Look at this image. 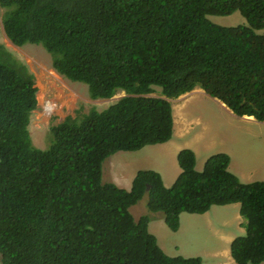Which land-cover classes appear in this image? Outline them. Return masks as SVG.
Masks as SVG:
<instances>
[{
  "label": "trees",
  "instance_id": "16d2710c",
  "mask_svg": "<svg viewBox=\"0 0 264 264\" xmlns=\"http://www.w3.org/2000/svg\"><path fill=\"white\" fill-rule=\"evenodd\" d=\"M0 8L13 45H41L53 70L86 85L91 99L125 94L52 126L40 150L28 132L34 76L10 56L0 62L1 264H202L164 254L149 215L134 220L130 208L145 195L148 212L162 213L172 232L181 213L239 204L245 234L231 243V258L264 262V181L241 183L226 154L198 172L194 152L181 150L170 188L152 170L138 171L129 190L102 182L108 157L170 141L169 100L196 88L235 116L264 122V0H0ZM234 12L247 25L207 18Z\"/></svg>",
  "mask_w": 264,
  "mask_h": 264
},
{
  "label": "rangeland",
  "instance_id": "374dc122",
  "mask_svg": "<svg viewBox=\"0 0 264 264\" xmlns=\"http://www.w3.org/2000/svg\"><path fill=\"white\" fill-rule=\"evenodd\" d=\"M3 15L4 9L0 8V46L2 48L0 62H8V56H10L11 59L24 64L34 76L37 88V108L31 113L28 125L34 147L45 150L51 144L52 126L64 122L67 118L79 119L91 110L102 111L124 96L123 92H118L110 99H91L86 85L70 82L53 70L51 55L41 45L14 46L5 36L2 27ZM207 18L223 27L247 25L246 19L239 12ZM40 90L44 91L45 100L53 105V111H50L52 113L49 115L46 114L43 104L38 99ZM159 91L160 88H154L155 93L152 96L159 95ZM171 106L172 112L179 108L180 119L187 121L190 127L184 132V137L177 139L172 134V139L167 144L146 146L136 152H118L108 157L102 165V182L113 183L119 188L129 190L138 171L152 170L159 173L164 186L170 188L175 182L174 176L178 177L180 172L177 158L174 157L177 151L191 150L192 147L202 159L200 154L205 150L208 154L226 150L227 147L220 139L221 135L234 136L239 132L237 129L245 128L249 124L230 116L215 100L205 95H191L185 100L174 99L171 100ZM255 129L258 131V128ZM260 137H263L260 142V154L264 155V128ZM198 168L200 170L198 172L203 171L199 166ZM146 203L145 195L130 208L135 221L143 215L151 214L146 208ZM238 211L239 205L232 204L213 206L204 214L181 213L179 228L176 232L169 230L165 224V231L157 232L159 243L163 248L161 250L169 257H199L202 264H214L213 252L218 248H224L218 246L225 237L237 238L245 234L244 223L238 221V218L237 222L235 220V215L243 219ZM156 214L162 216V213ZM227 248L229 251L230 247ZM230 260V264H235L232 258Z\"/></svg>",
  "mask_w": 264,
  "mask_h": 264
},
{
  "label": "crops",
  "instance_id": "0c3cea01",
  "mask_svg": "<svg viewBox=\"0 0 264 264\" xmlns=\"http://www.w3.org/2000/svg\"><path fill=\"white\" fill-rule=\"evenodd\" d=\"M191 95L208 96L203 90L196 88L193 91L178 97L177 99L183 98V100H185ZM213 100H215L224 110H226L230 114V116L249 123L248 125L245 126V128L237 129L239 132L236 133V135L234 136L221 135L220 139L224 142L227 148L226 150H221L220 152H217L215 154L223 153L229 157L228 170L232 174H234L241 183L249 184L253 182L264 181V155L260 154V148H261L260 142L261 139L263 138V137L261 138L260 135L262 133V128H264V122H258L254 120L252 117H237L229 109H227L221 102H219L216 99ZM172 116H173V136H176L177 139H181L184 137V132L187 131L188 128L190 127L187 125V121L180 119L179 108L173 110ZM255 128H258V131H256ZM190 149L195 154L196 171H200L198 166L200 167V169H203L206 161L211 156L215 155V154H208L207 150H205L204 152L200 151L202 152L200 154V156H202L201 159L194 148L191 147ZM179 151H177L174 154L175 158H177V154ZM176 178L177 175L174 176L173 181H175ZM149 216H150V221L148 223V231L156 238L157 244L160 247V249H163L159 243V238L157 236L158 231H162V230L165 231L164 229L165 223H164L163 215L159 216L157 214L151 213ZM235 217H236L235 218L236 222L238 218L239 219L238 221H240L241 223H245L244 219H241L237 215H235ZM234 239H235L234 237H230V236L225 237V240L222 241V243L218 246L224 248H218L213 252L214 264H225V263L230 264L231 261L230 260L231 256L229 254L230 250L228 251L227 247H230L229 245H231Z\"/></svg>",
  "mask_w": 264,
  "mask_h": 264
},
{
  "label": "bare ground",
  "instance_id": "6f19581e",
  "mask_svg": "<svg viewBox=\"0 0 264 264\" xmlns=\"http://www.w3.org/2000/svg\"><path fill=\"white\" fill-rule=\"evenodd\" d=\"M38 84V83H37ZM40 88V87H39ZM39 95H38V99L40 100V102L43 104V108H44V110H45V112H46V114L47 115H49V114H51L50 113V111H53V109H52V107H53V105L51 104V102L50 101H46L45 100V97H44V91L43 90H40L39 91ZM115 97V96H114ZM37 98V97H36ZM222 105V104H221Z\"/></svg>",
  "mask_w": 264,
  "mask_h": 264
},
{
  "label": "clouds",
  "instance_id": "9594fccd",
  "mask_svg": "<svg viewBox=\"0 0 264 264\" xmlns=\"http://www.w3.org/2000/svg\"><path fill=\"white\" fill-rule=\"evenodd\" d=\"M154 88H157V87H154ZM119 92H120V91H119ZM117 93H118V92H117ZM123 94H124V92H123ZM115 95H116V94H115ZM151 95H152V94H151ZM124 96H125V94H124ZM124 96H122V97H124ZM122 97H121V98H122ZM176 99H177V98H176ZM118 100H119V99H118ZM118 100H117V101H118ZM173 100H174V99H173ZM169 101H170V100H169ZM171 107H172V106H171ZM166 143H167V142H166ZM159 145H160V144H159ZM131 183H132V182H131ZM244 221H245V220H244ZM263 263H264V262H263ZM261 264H262V263H261Z\"/></svg>",
  "mask_w": 264,
  "mask_h": 264
}]
</instances>
